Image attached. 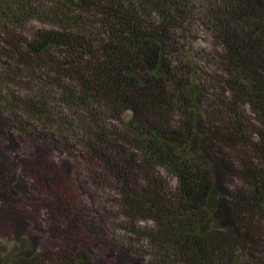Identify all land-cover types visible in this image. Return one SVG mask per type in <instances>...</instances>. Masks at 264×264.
<instances>
[{
	"label": "trees",
	"instance_id": "obj_1",
	"mask_svg": "<svg viewBox=\"0 0 264 264\" xmlns=\"http://www.w3.org/2000/svg\"><path fill=\"white\" fill-rule=\"evenodd\" d=\"M0 264H264V0H0Z\"/></svg>",
	"mask_w": 264,
	"mask_h": 264
},
{
	"label": "rangeland",
	"instance_id": "obj_2",
	"mask_svg": "<svg viewBox=\"0 0 264 264\" xmlns=\"http://www.w3.org/2000/svg\"><path fill=\"white\" fill-rule=\"evenodd\" d=\"M213 47L212 40L210 36L207 34V32L201 28L199 25L196 27V30L194 33L189 37L188 39V54L192 55L193 57L199 56L204 51H211ZM76 151H72V154L70 158V163L73 164L72 166L78 169V175L82 178V181L85 180V171L82 163V158L80 157V154L78 152V149H75ZM70 153V152H69ZM89 192L93 193V191L88 190ZM101 199V198H100ZM103 200V199H101ZM99 201V198H98ZM103 205V204H102Z\"/></svg>",
	"mask_w": 264,
	"mask_h": 264
}]
</instances>
